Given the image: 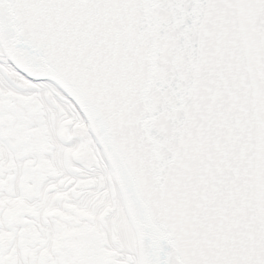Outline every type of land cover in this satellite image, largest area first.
Wrapping results in <instances>:
<instances>
[{
	"label": "snow or ice",
	"instance_id": "6c2138e0",
	"mask_svg": "<svg viewBox=\"0 0 264 264\" xmlns=\"http://www.w3.org/2000/svg\"><path fill=\"white\" fill-rule=\"evenodd\" d=\"M0 264H264V0H0Z\"/></svg>",
	"mask_w": 264,
	"mask_h": 264
}]
</instances>
